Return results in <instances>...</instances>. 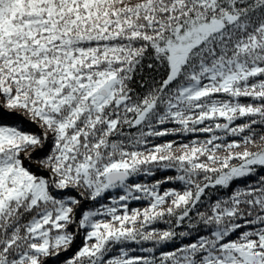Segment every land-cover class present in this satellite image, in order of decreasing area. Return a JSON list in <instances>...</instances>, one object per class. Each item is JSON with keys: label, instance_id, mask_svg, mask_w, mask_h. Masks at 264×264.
I'll return each mask as SVG.
<instances>
[{"label": "snow or ice", "instance_id": "obj_1", "mask_svg": "<svg viewBox=\"0 0 264 264\" xmlns=\"http://www.w3.org/2000/svg\"><path fill=\"white\" fill-rule=\"evenodd\" d=\"M0 264H264V0H0Z\"/></svg>", "mask_w": 264, "mask_h": 264}, {"label": "trees", "instance_id": "obj_2", "mask_svg": "<svg viewBox=\"0 0 264 264\" xmlns=\"http://www.w3.org/2000/svg\"><path fill=\"white\" fill-rule=\"evenodd\" d=\"M79 243H80V240L78 239V240H77V244H79ZM69 254H70V253H69Z\"/></svg>", "mask_w": 264, "mask_h": 264}]
</instances>
